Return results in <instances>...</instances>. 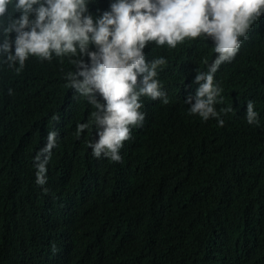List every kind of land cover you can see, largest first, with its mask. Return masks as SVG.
<instances>
[{"label": "trees", "instance_id": "16d2710c", "mask_svg": "<svg viewBox=\"0 0 264 264\" xmlns=\"http://www.w3.org/2000/svg\"><path fill=\"white\" fill-rule=\"evenodd\" d=\"M110 4L90 0L89 12ZM245 42L214 76L223 126L191 114L183 100L141 99L143 125L130 126L121 162L103 158L93 180L84 178L92 129L77 126L92 125L95 106L60 107L70 59L30 56L17 70L0 55V264H43L44 248L56 264H264L263 28ZM181 44L187 72L214 58L211 38ZM248 101L262 111L258 127L246 120ZM51 131L58 136L45 191L35 161ZM56 232L64 250L54 246Z\"/></svg>", "mask_w": 264, "mask_h": 264}, {"label": "clouds", "instance_id": "9594fccd", "mask_svg": "<svg viewBox=\"0 0 264 264\" xmlns=\"http://www.w3.org/2000/svg\"><path fill=\"white\" fill-rule=\"evenodd\" d=\"M89 3L0 0V55L9 67L18 64L17 70L22 69L30 56L41 61H51L53 55L68 57L74 68L66 77L68 100L60 107L69 110L75 102H84L85 109L88 103L95 106L88 117L92 125L77 126L78 132L92 129V166L84 175L86 180L101 176L103 158L121 162L120 149L131 138L130 126H142L145 120L141 99L164 104L183 100L191 114L204 121L217 118L223 126L214 108L221 92L213 83L214 76L221 64L235 58L256 29L264 30V0H110V10L99 16L89 12ZM198 37L212 39L214 58L204 59L187 72V57L178 46ZM145 47L152 53L148 57ZM262 116L248 101V124L258 127ZM52 118L59 120L55 115ZM57 136L56 131L48 133L35 161V182L45 191L47 164ZM54 246L58 251L65 249L58 232ZM42 262L56 264L54 253L44 248Z\"/></svg>", "mask_w": 264, "mask_h": 264}]
</instances>
